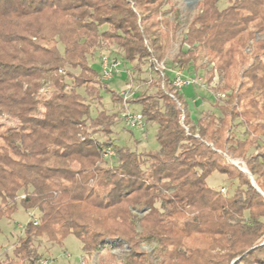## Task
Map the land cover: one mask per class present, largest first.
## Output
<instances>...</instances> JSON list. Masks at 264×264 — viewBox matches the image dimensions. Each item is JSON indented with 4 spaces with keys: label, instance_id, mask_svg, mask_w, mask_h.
<instances>
[{
    "label": "trees",
    "instance_id": "obj_1",
    "mask_svg": "<svg viewBox=\"0 0 264 264\" xmlns=\"http://www.w3.org/2000/svg\"><path fill=\"white\" fill-rule=\"evenodd\" d=\"M227 1L197 2L169 66L180 29L177 12L164 19L169 0H0V118L17 125L0 130V222L19 204L38 215L0 264H41L40 241L68 235L81 241L82 264L95 253L98 264H264V0ZM98 50L123 54L134 71L149 66L143 83L155 92L127 107L157 124L158 150L113 139L122 94L120 110L93 114L87 99L102 102L108 88L90 64ZM153 59L166 62L164 76ZM175 69L205 70L225 97L193 117ZM214 172L231 191L208 184ZM113 240L129 248L121 261L100 252Z\"/></svg>",
    "mask_w": 264,
    "mask_h": 264
},
{
    "label": "rangeland",
    "instance_id": "obj_2",
    "mask_svg": "<svg viewBox=\"0 0 264 264\" xmlns=\"http://www.w3.org/2000/svg\"><path fill=\"white\" fill-rule=\"evenodd\" d=\"M169 4L165 7L166 15L164 19H173L177 12V20L180 23V29L176 33V37L172 45L166 50L164 60L171 66L172 58L177 55L180 50V38L182 31L187 29L192 17L195 14V7L199 0H169ZM228 4L227 0H219L220 7H225ZM170 9H173L170 11ZM165 29V26H164ZM258 38L263 39L264 35ZM111 48L117 49L116 45H112ZM186 48V46H185ZM118 60L121 62L117 74L110 80H107V89L101 91L102 102L88 98V102L91 103L93 114L95 115L98 110L104 107L109 112L114 110H120L119 104L114 105L113 95L114 93L123 94L127 91L131 96L142 91H148L154 93L155 88H149L143 83L144 79H149L153 76L149 69V66L144 65L139 71H134L132 65L127 61L123 54H115ZM102 51H97L94 56L90 59V64L93 68L101 73ZM193 71V70H192ZM190 70H185V75L195 77L196 74ZM132 76V80H130ZM197 77L202 78V85H189L183 88L184 98L188 103V110L192 115H196L199 109L202 111L213 110V102L216 100V95L210 90V86L207 83V73L205 70H200ZM204 84V85H203ZM134 92V93H133ZM202 98V108L199 107ZM197 100V104L194 101ZM204 100V101H203ZM124 102V101H123ZM132 110H139V106L132 104L129 106ZM17 126L15 121L6 117L0 118V130H6L9 127ZM112 137L118 145L129 146L137 151H154L158 150L159 146L156 140L158 126L155 123H150L144 130L133 129L127 126L123 120H119L113 126ZM243 126L237 128L238 134L243 132ZM228 160L236 165L237 167L246 168L245 162L242 160ZM242 170V169H241ZM244 171V170H243ZM208 184L215 188H225L227 191H231L232 187L228 181L226 175L219 172H214L207 179ZM142 214V213H140ZM31 220L29 212L25 211L24 208L19 204L18 210L12 216L11 219L3 218L0 222V258H2L3 252L12 254L14 245L18 238L24 235V228L27 223ZM155 247V244H146L143 249L151 252ZM108 249L112 254L116 255V260L121 261L128 254L129 248L127 244L119 242L117 240L107 241L101 247L100 252L105 254ZM39 251L42 253V259L47 261V264H82L83 258L86 254L83 252L81 241L74 235H68L62 245H52L46 239L40 241ZM90 264H98V253H95L90 258Z\"/></svg>",
    "mask_w": 264,
    "mask_h": 264
},
{
    "label": "built area",
    "instance_id": "obj_3",
    "mask_svg": "<svg viewBox=\"0 0 264 264\" xmlns=\"http://www.w3.org/2000/svg\"><path fill=\"white\" fill-rule=\"evenodd\" d=\"M153 63L155 65V69L158 70L161 76L165 75L166 68V62L158 61L156 59H153ZM121 62L118 60V58L110 57L108 55H103L101 58V65H102V78L103 80H110L112 79L118 72V68L120 66ZM173 84L179 89H183L185 86L189 85H202V78L201 77H193V76H187L185 75L183 70L175 69L173 70ZM204 85V84H203ZM174 99L175 97L171 95ZM124 104L126 105L124 110L121 112V118L122 120L133 129L138 130H144L146 127V121L143 116V114L138 110H132L127 107V101L131 97V94H129L127 91H124L122 94ZM216 97H225V93H217ZM182 124L184 128L187 130L188 128L183 123L182 118ZM115 155V151L112 147H108L104 150L103 157L104 158H112ZM223 192H226L225 188H222ZM31 216V221L34 224L38 223V215L36 214L35 210H31L29 212ZM41 264H47L46 260H41Z\"/></svg>",
    "mask_w": 264,
    "mask_h": 264
},
{
    "label": "water",
    "instance_id": "obj_4",
    "mask_svg": "<svg viewBox=\"0 0 264 264\" xmlns=\"http://www.w3.org/2000/svg\"><path fill=\"white\" fill-rule=\"evenodd\" d=\"M241 169L244 170V171H246V172H248V170H247L246 168H241ZM251 178H252V182H253V184L256 185V183H255V178H254L253 175H251ZM239 259H240V257L237 258V259H235V260H233L232 264H235Z\"/></svg>",
    "mask_w": 264,
    "mask_h": 264
},
{
    "label": "crops",
    "instance_id": "obj_5",
    "mask_svg": "<svg viewBox=\"0 0 264 264\" xmlns=\"http://www.w3.org/2000/svg\"><path fill=\"white\" fill-rule=\"evenodd\" d=\"M199 100L201 101V103H200V105H199V107H200V106H202V98H201V99H199ZM194 103H196V104H197V100H195V101H194ZM200 108H202V107H200ZM201 110H202V109H199V111H201ZM193 117H195V116L193 115Z\"/></svg>",
    "mask_w": 264,
    "mask_h": 264
}]
</instances>
